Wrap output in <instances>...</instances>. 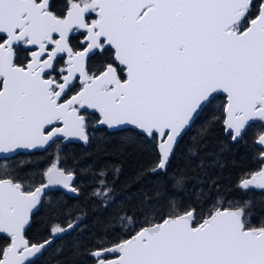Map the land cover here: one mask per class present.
<instances>
[{
	"label": "snow or ice",
	"instance_id": "6c2138e0",
	"mask_svg": "<svg viewBox=\"0 0 264 264\" xmlns=\"http://www.w3.org/2000/svg\"><path fill=\"white\" fill-rule=\"evenodd\" d=\"M0 264H264V0H0Z\"/></svg>",
	"mask_w": 264,
	"mask_h": 264
}]
</instances>
